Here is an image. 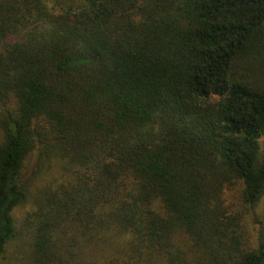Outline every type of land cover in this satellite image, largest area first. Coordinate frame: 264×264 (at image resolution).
I'll use <instances>...</instances> for the list:
<instances>
[{
  "label": "trees",
  "instance_id": "1",
  "mask_svg": "<svg viewBox=\"0 0 264 264\" xmlns=\"http://www.w3.org/2000/svg\"><path fill=\"white\" fill-rule=\"evenodd\" d=\"M262 198L264 0H0V255L264 264Z\"/></svg>",
  "mask_w": 264,
  "mask_h": 264
},
{
  "label": "rangeland",
  "instance_id": "2",
  "mask_svg": "<svg viewBox=\"0 0 264 264\" xmlns=\"http://www.w3.org/2000/svg\"><path fill=\"white\" fill-rule=\"evenodd\" d=\"M39 179L37 182H41ZM235 194L230 191L227 195L228 202L236 203ZM238 202L236 203V205ZM30 210V202L19 205L14 210L16 224L19 225ZM264 218V198L255 206L247 216L248 229L250 230L251 239L254 240L257 234V229L260 222ZM0 264H32L31 254L29 250L28 240H22V237H17L6 244L5 250L0 255Z\"/></svg>",
  "mask_w": 264,
  "mask_h": 264
}]
</instances>
